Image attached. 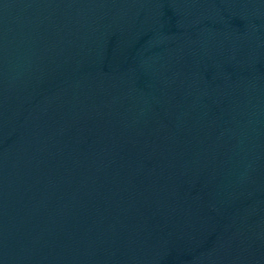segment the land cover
<instances>
[{"label":"water","instance_id":"obj_1","mask_svg":"<svg viewBox=\"0 0 264 264\" xmlns=\"http://www.w3.org/2000/svg\"><path fill=\"white\" fill-rule=\"evenodd\" d=\"M0 264H264V0H0Z\"/></svg>","mask_w":264,"mask_h":264}]
</instances>
